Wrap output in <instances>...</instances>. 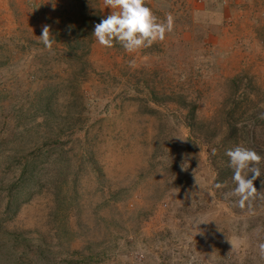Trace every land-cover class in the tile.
<instances>
[{
	"label": "rangeland",
	"instance_id": "obj_1",
	"mask_svg": "<svg viewBox=\"0 0 264 264\" xmlns=\"http://www.w3.org/2000/svg\"><path fill=\"white\" fill-rule=\"evenodd\" d=\"M0 264H264V0H0Z\"/></svg>",
	"mask_w": 264,
	"mask_h": 264
}]
</instances>
